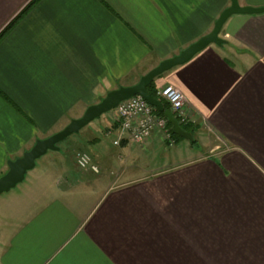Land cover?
<instances>
[{"label":"crops","instance_id":"1","mask_svg":"<svg viewBox=\"0 0 264 264\" xmlns=\"http://www.w3.org/2000/svg\"><path fill=\"white\" fill-rule=\"evenodd\" d=\"M32 1L0 0V177L38 140L208 35L231 5L39 0L20 16ZM220 37L154 81L182 91L202 152L158 129L129 142L114 111L103 133L89 127L76 140L98 174L73 158L74 172L60 166L48 187L17 191L22 217L0 233V264H264V13L232 16Z\"/></svg>","mask_w":264,"mask_h":264},{"label":"water","instance_id":"2","mask_svg":"<svg viewBox=\"0 0 264 264\" xmlns=\"http://www.w3.org/2000/svg\"><path fill=\"white\" fill-rule=\"evenodd\" d=\"M264 13V7H242L238 0H231V5L223 11L219 19L216 21L214 29L200 40L184 49L179 55L162 61L158 66L153 68L140 81L130 87H119L111 91L99 103L88 107L82 117L74 119L63 130L52 136L38 140L35 145L26 151L22 157L8 162V171L0 178V196L10 192L19 184L23 183L27 174L32 171L37 164V161L45 156L49 151H60L58 146L61 142L72 135L79 134L85 127L90 125L96 119L104 114L115 111L118 106L135 96L142 97L172 125V132L185 140L193 141L192 134L184 131L180 123L174 116L173 112L166 109L165 104L153 97L148 87L159 77L173 68L189 62L195 55L206 49L212 44L222 46L225 40L220 37L223 26L229 18L235 15H258Z\"/></svg>","mask_w":264,"mask_h":264},{"label":"built area","instance_id":"3","mask_svg":"<svg viewBox=\"0 0 264 264\" xmlns=\"http://www.w3.org/2000/svg\"><path fill=\"white\" fill-rule=\"evenodd\" d=\"M158 96L170 105L171 111L180 120L178 122L189 123L185 107L186 98L181 90L173 85H166L158 90ZM115 111L121 132L129 142L143 143L151 137L155 129L163 132L170 139L167 121L159 117L155 112L156 109L142 97L135 96L122 102ZM74 158L76 167L80 171L99 173V168L93 163L91 155L87 152H78Z\"/></svg>","mask_w":264,"mask_h":264},{"label":"rangeland","instance_id":"4","mask_svg":"<svg viewBox=\"0 0 264 264\" xmlns=\"http://www.w3.org/2000/svg\"><path fill=\"white\" fill-rule=\"evenodd\" d=\"M113 112L114 111L104 114L102 117L96 119L90 125L85 127L82 131L84 132L89 127H96L97 125H99V128H100L99 132L103 133V131L105 130L104 129L105 127H103V125L100 124L99 121H103L105 118L110 117L111 115H113ZM83 132H80L79 134H75V135L70 136L69 138H67L66 140H64L63 142H61L58 145L59 147L62 148L61 153L63 155L60 156L59 151H49L45 156H43L42 158H40L37 161L36 167L27 174L26 182L19 184L16 188L11 190L10 192L5 193V194L0 196V233L2 231H4V229L8 225H10L14 222H17L19 220L18 218L22 217L21 215H19L21 208H19L17 210L18 206L16 205V199H19V197L17 195V191L25 190L26 189L25 185L30 184V183L35 185V184L41 182L42 184H44V186L48 187L50 182L53 181V178L59 176L58 172H59L60 166H61V168L65 167V169L70 170L72 172L75 171L74 166L72 164V159L76 156V154L78 152H81L79 150H81L82 147L78 143H76L77 142L76 140H77L79 135H82ZM101 133H99V135H103ZM101 138H103V137H101ZM180 141H184V143H186V145H189L188 144L189 142L187 140H180ZM111 142H112V140H111ZM217 142L219 143L220 146L222 145V143L219 139L217 140ZM191 145H192L193 149L196 150V151H194L195 155L202 152V146H201L202 144L201 143L196 142V143L191 144ZM85 146H86V148H88L87 145H85ZM91 150H92L91 148L87 149L88 152H92ZM183 155H184V157L183 156L179 157V159H181V158L188 159L189 158V154H186L184 152ZM162 156H164V155H162ZM192 156H194V155H192ZM165 158H167V157H165ZM169 160L170 159H167L166 161H164L165 164H170ZM173 160L174 159H172L171 162H173ZM149 163H150V161H148V160L145 162H142L143 167L147 168ZM106 184L107 183H103L101 187H103V185L105 186ZM33 185H31V186H33ZM99 196H100V191H96V193L94 195H92L90 198L91 202L98 199ZM14 218H16V219L14 220ZM8 227H10V226H8Z\"/></svg>","mask_w":264,"mask_h":264},{"label":"trees","instance_id":"5","mask_svg":"<svg viewBox=\"0 0 264 264\" xmlns=\"http://www.w3.org/2000/svg\"><path fill=\"white\" fill-rule=\"evenodd\" d=\"M38 1H39V0H33V1H32V2H31V3L25 8V10L23 11V13H22L20 16H22L23 14H25V13H26L29 9H31V8H32V7L38 2ZM148 91H149V93H150L153 97H155V98H157V99H160V100L165 104L166 109L171 110L170 105L158 96V90H157V87H156L155 82H153V83L148 87ZM155 112H156V114H157L159 117H162V118H164V119L167 121V126H168V129H169V132H170L171 138L175 139V141L184 140L183 138H181V137L176 136V135L173 134V132H172V125L168 122V120L163 116L162 113L158 112L157 110H156ZM174 116L177 118L176 115H174ZM177 120L180 121L178 118H177ZM179 123H180V122H179ZM180 126L182 127V129H183L184 131H186V132H188V133H190V134H192V135L194 136V140L191 141V144H194V143L198 142L197 139L195 138V134H196V131H197V130H196V127H194L192 124H189V123H186V124H184V123H180Z\"/></svg>","mask_w":264,"mask_h":264}]
</instances>
